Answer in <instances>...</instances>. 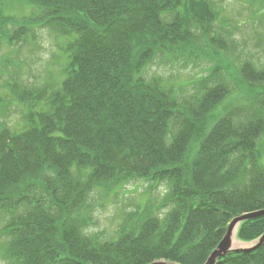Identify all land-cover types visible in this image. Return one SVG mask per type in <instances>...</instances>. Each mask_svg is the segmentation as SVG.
I'll list each match as a JSON object with an SVG mask.
<instances>
[{
	"label": "trees",
	"instance_id": "1",
	"mask_svg": "<svg viewBox=\"0 0 264 264\" xmlns=\"http://www.w3.org/2000/svg\"><path fill=\"white\" fill-rule=\"evenodd\" d=\"M25 1L40 14L0 16L3 40L50 28L67 40L68 62L41 87L3 86L28 107L21 126L7 123L0 93L2 260L204 264L232 219L264 209V68L245 60L239 75L249 92L227 104L229 76L210 54L228 51L215 0ZM13 22L19 28L6 33ZM202 58L212 65L190 91L151 72ZM1 65L5 75L11 63ZM137 180L146 194L165 186L164 196L112 237L88 232L95 193ZM263 234L264 216L242 222L237 238ZM217 264H264V244Z\"/></svg>",
	"mask_w": 264,
	"mask_h": 264
},
{
	"label": "rangeland",
	"instance_id": "2",
	"mask_svg": "<svg viewBox=\"0 0 264 264\" xmlns=\"http://www.w3.org/2000/svg\"><path fill=\"white\" fill-rule=\"evenodd\" d=\"M221 15L215 24L216 30L223 37L228 51L216 55L210 52L211 56L221 61L225 74L229 76L232 95L227 99V104L247 96L249 88L242 81L239 75L240 65L245 60H250L259 68H264V2L257 0H215ZM35 6L25 0H0V16L23 18H37L40 14ZM17 22L7 25L6 33H13L17 30ZM216 33V31H215ZM4 33L0 38V93L9 102L7 107L6 121L12 126H21L28 107L16 100L8 89H4L7 83L18 82L19 86L25 84L31 87H41L61 78L65 63L68 62L67 54L60 46H65L66 39L55 33L50 28H36L21 41L13 45L6 44L3 40ZM5 36V35H4ZM202 47V45H200ZM209 54V55H210ZM9 59L11 67L8 72L2 74L1 62ZM210 59V58H209ZM207 58H202L198 63L184 67L181 63H174L171 66H155L151 72H160L171 80L176 89L185 88L190 91L192 81L201 77L205 69L210 67ZM187 91V92H188ZM242 93V94H241ZM241 94V95H240ZM258 95H254L256 97ZM226 106V105H225ZM165 186L155 189L152 193L147 182L133 181L124 186L118 193L111 195L96 194L92 199L94 208L93 224L88 229L90 233H98L102 237L116 235L119 225L131 219L134 213L142 211L143 207L150 204V200H161L164 196ZM158 202V201H157ZM132 222V221H130ZM1 227V223H0ZM239 246L243 243L238 240ZM4 243L0 236V250ZM0 264H7L1 258Z\"/></svg>",
	"mask_w": 264,
	"mask_h": 264
},
{
	"label": "water",
	"instance_id": "3",
	"mask_svg": "<svg viewBox=\"0 0 264 264\" xmlns=\"http://www.w3.org/2000/svg\"><path fill=\"white\" fill-rule=\"evenodd\" d=\"M264 216V209L258 210L250 213L242 214L238 217H235L232 219V221L229 223V226L227 228L226 234L224 238L221 240L218 247L211 253L209 258L204 264H217L219 259L224 258L228 256L231 253H244V252H250L254 251L260 246L264 244V234L260 236L258 239L252 242H242L243 246H234L233 244V238L236 236L240 225L242 222L250 219H255ZM241 242V241H240ZM151 264H176L173 262H169L166 260H157L152 262Z\"/></svg>",
	"mask_w": 264,
	"mask_h": 264
},
{
	"label": "bare ground",
	"instance_id": "4",
	"mask_svg": "<svg viewBox=\"0 0 264 264\" xmlns=\"http://www.w3.org/2000/svg\"><path fill=\"white\" fill-rule=\"evenodd\" d=\"M234 246H239L236 236L233 238Z\"/></svg>",
	"mask_w": 264,
	"mask_h": 264
}]
</instances>
